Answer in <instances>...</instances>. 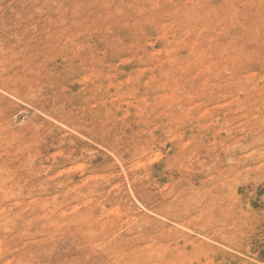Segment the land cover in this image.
<instances>
[{
	"label": "rangeland",
	"instance_id": "1",
	"mask_svg": "<svg viewBox=\"0 0 264 264\" xmlns=\"http://www.w3.org/2000/svg\"><path fill=\"white\" fill-rule=\"evenodd\" d=\"M0 264H264V0H0Z\"/></svg>",
	"mask_w": 264,
	"mask_h": 264
}]
</instances>
